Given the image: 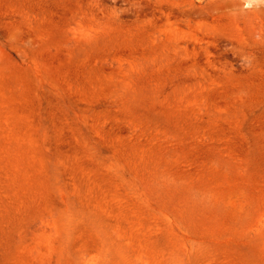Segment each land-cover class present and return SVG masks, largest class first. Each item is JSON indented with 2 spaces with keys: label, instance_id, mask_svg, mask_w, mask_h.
<instances>
[{
  "label": "rangeland",
  "instance_id": "rangeland-1",
  "mask_svg": "<svg viewBox=\"0 0 264 264\" xmlns=\"http://www.w3.org/2000/svg\"><path fill=\"white\" fill-rule=\"evenodd\" d=\"M0 264H264V0H0Z\"/></svg>",
  "mask_w": 264,
  "mask_h": 264
}]
</instances>
